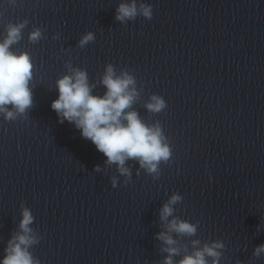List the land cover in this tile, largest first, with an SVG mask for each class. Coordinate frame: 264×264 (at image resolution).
<instances>
[{
    "label": "water",
    "instance_id": "water-1",
    "mask_svg": "<svg viewBox=\"0 0 264 264\" xmlns=\"http://www.w3.org/2000/svg\"><path fill=\"white\" fill-rule=\"evenodd\" d=\"M120 2L0 0V39L7 23L27 19L12 50L27 51L35 66L27 118L0 116V259L23 202L42 236L30 249L41 264H159V210L178 192L175 214L199 221L191 239L224 242L220 264H264L253 256L264 244V0H143L152 19L126 25L115 20ZM33 26L45 30L35 44ZM88 31L95 41L78 48ZM68 60L97 83L94 95L106 91L98 83L106 64L133 72L143 86L133 108L160 121L173 151L159 179L137 176L129 161L125 185L80 130L58 122L51 103ZM151 94L166 100L163 112L142 106Z\"/></svg>",
    "mask_w": 264,
    "mask_h": 264
},
{
    "label": "clouds",
    "instance_id": "clouds-1",
    "mask_svg": "<svg viewBox=\"0 0 264 264\" xmlns=\"http://www.w3.org/2000/svg\"><path fill=\"white\" fill-rule=\"evenodd\" d=\"M10 2L15 3V0ZM138 16L151 20L152 5L143 0L139 3L138 0H122L116 8L115 20L121 24L135 21ZM28 24L27 19L7 23L5 34L0 39V116L5 121L27 118L34 106L30 87L35 69L32 57L27 51L12 50V46L23 39V31ZM44 31L41 27L33 26L28 33L29 42L35 44L44 39ZM59 38V33L53 36V39ZM94 41L95 34L88 31L81 36L77 47L84 49ZM64 67L65 74L56 80L58 98L51 103L58 122L63 124L67 121L80 130L81 136L91 141L107 158L105 165L116 166V171L124 177L125 185L132 180L129 161L138 163L137 176L143 170L153 180L159 179L160 165L171 162L173 151L160 121L147 123L133 108L141 101L143 92L142 85L137 87L133 72L126 67L117 69L112 63L106 64L98 81L106 91L103 95H94L97 83L89 81L86 69L74 66L71 60L65 61ZM142 106L149 113L158 114L168 105L163 96L151 94ZM95 171H102L100 165L95 166ZM110 183L116 188L118 177L113 175ZM182 201L183 197L173 192L159 210L162 230L156 233L155 238L161 242L160 251L166 253L159 264H220L224 242L219 239L203 242L199 238L191 239L197 234L199 221L189 222L175 214V205ZM20 209L22 218L18 230L7 241L0 264H41L30 249L40 243L42 236L31 227L35 219L31 210L23 202ZM260 230L258 225L257 232ZM184 239H187V243L182 244ZM253 256H264V244L254 248ZM237 264L241 262L238 260Z\"/></svg>",
    "mask_w": 264,
    "mask_h": 264
}]
</instances>
